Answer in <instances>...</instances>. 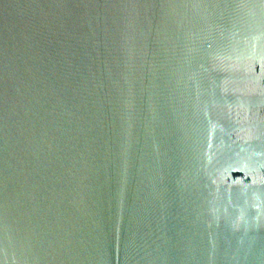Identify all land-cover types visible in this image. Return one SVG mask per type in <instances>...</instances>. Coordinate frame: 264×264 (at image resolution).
I'll return each mask as SVG.
<instances>
[{
	"label": "water",
	"instance_id": "water-1",
	"mask_svg": "<svg viewBox=\"0 0 264 264\" xmlns=\"http://www.w3.org/2000/svg\"><path fill=\"white\" fill-rule=\"evenodd\" d=\"M0 264H264V0H0Z\"/></svg>",
	"mask_w": 264,
	"mask_h": 264
}]
</instances>
